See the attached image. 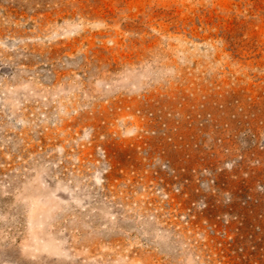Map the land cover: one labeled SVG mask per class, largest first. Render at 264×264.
<instances>
[{
	"label": "rangeland",
	"instance_id": "374dc122",
	"mask_svg": "<svg viewBox=\"0 0 264 264\" xmlns=\"http://www.w3.org/2000/svg\"><path fill=\"white\" fill-rule=\"evenodd\" d=\"M189 134L264 174V0H0V264H264V192L197 236L140 189Z\"/></svg>",
	"mask_w": 264,
	"mask_h": 264
},
{
	"label": "built area",
	"instance_id": "2783aa9c",
	"mask_svg": "<svg viewBox=\"0 0 264 264\" xmlns=\"http://www.w3.org/2000/svg\"><path fill=\"white\" fill-rule=\"evenodd\" d=\"M166 130V124L162 123L161 131L171 141ZM200 145L201 150L207 149L206 154L200 152ZM251 146H255L257 151H264V137L256 140L254 135V140L249 143V147ZM217 147L219 151L214 152L210 145L204 144V140L202 142L189 134L181 163L173 168L167 160L159 158L152 180L140 187L142 191L161 193L163 200L167 201L165 206L172 209V218L178 224L177 227L183 225L185 233L190 235L199 236L197 226L207 224L206 217L202 215L208 206L215 204L231 207L235 194H241L237 196V205H247L248 201L257 202L248 193L264 192L260 153L258 155L251 151L244 154L243 146L233 148L225 143L224 138H217L215 148ZM168 194H175V197L169 201ZM189 194H193L194 198ZM207 198H212L211 202ZM197 213L201 215L199 221ZM221 221L227 223L226 218H221ZM208 229L210 233L214 232L211 226ZM218 234L225 236L222 231Z\"/></svg>",
	"mask_w": 264,
	"mask_h": 264
}]
</instances>
